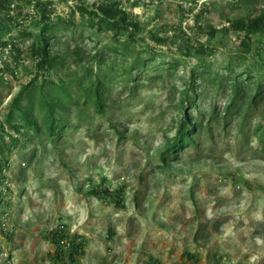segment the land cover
Returning <instances> with one entry per match:
<instances>
[{"label":"rangeland","instance_id":"374dc122","mask_svg":"<svg viewBox=\"0 0 264 264\" xmlns=\"http://www.w3.org/2000/svg\"><path fill=\"white\" fill-rule=\"evenodd\" d=\"M50 1L49 67L39 69L32 54L41 30L33 5L21 2L33 35L0 31L21 49L15 60L10 44L0 46L9 144L0 149L9 161L0 264H264V145L254 131L264 123V32L244 44L246 31L234 26L264 13V0ZM111 2L137 29L92 23L78 10ZM235 75L251 95L263 85L240 114L237 104L227 111ZM54 84L68 85L74 99L52 134L39 89L61 93ZM98 85L102 107L82 95ZM189 96L197 102L185 108ZM29 102L39 127L16 133L7 119L13 110L23 123ZM187 112L206 127L174 155ZM61 234L83 242L73 258Z\"/></svg>","mask_w":264,"mask_h":264},{"label":"trees","instance_id":"16d2710c","mask_svg":"<svg viewBox=\"0 0 264 264\" xmlns=\"http://www.w3.org/2000/svg\"><path fill=\"white\" fill-rule=\"evenodd\" d=\"M23 2L25 6L33 5L36 10V14L40 15V24H41V30L36 35V40L33 42L31 49L33 57L37 60V66L39 69H44L46 67H49L52 63V58L50 56L49 51V36L48 33L52 29L54 21L52 19V13L53 8L51 7V1L50 0H0V15L4 18H1L0 16V31L6 30V31H12L14 27H21V31L23 35H33V32H31L26 26L25 21L28 16L24 15L22 12L23 5L21 4ZM118 2H111L105 6L104 4H101L97 7H89L84 3L78 4V10H80L82 15H88L89 18L92 20V23H95V17L103 23L106 27L111 29L121 28L125 30H131L132 28L138 27V22H129L127 19V12L125 10H118L119 8ZM17 11L14 13L13 11ZM120 13V14H118ZM6 19V20H5ZM23 26V27H22ZM234 26L237 28L244 29L246 31L245 39L242 40V43L246 44L249 40V37L252 34L264 32V13L250 19V20H237L234 22ZM135 31H131L130 35L134 36ZM178 36V35H177ZM153 38L158 43H165L168 38L159 36L156 34H153ZM174 41V40H173ZM175 42V41H174ZM8 44H10V53L13 55V58L16 60L20 57L17 56V53H21L20 47L16 43H10L7 40L1 41L0 39V46L5 47ZM6 66H0V73L2 70L8 69L3 68ZM8 67V66H7ZM233 79V83L230 85V89L233 92L231 102L227 106V111L231 110L234 106L237 104V108L235 109V112L237 114L242 113L244 110V106L247 104V102H250V105L256 104L259 99L262 97L263 92V85L262 83L256 84V93L255 94H249V90H246L242 82L239 80L238 76L235 75ZM3 75L0 74V82H3ZM77 83H82V80L78 79ZM33 83H29L25 86V89L28 90L27 97L29 101L32 103L33 100H35V92L37 93V89L31 88ZM56 90H61V93L57 94H48L44 92L43 87L39 89V101L42 104L43 110L46 111V118H51V124L50 129L52 131V134H54L58 130V126L60 123V117L58 114V111L62 110L65 111L66 108L69 106V104L73 101V95L74 93L72 90L67 86H59L58 84H54ZM70 85V84H69ZM29 88V89H28ZM31 88V89H30ZM84 95L86 98H90L91 95L94 100L98 104L99 107H102V93L100 90V86H96L94 88H85L84 89ZM93 92V94H91ZM78 94V91H77ZM81 95V94H79ZM187 101V104H186ZM185 101L183 107L185 108H192L196 104V98L188 97V99ZM30 102L26 106L23 104L20 107V117L23 119L22 122H13L12 119L14 118L13 110L10 112V116L7 119V123L10 125V127L14 130L16 133H22V129L25 128H32L36 127L38 129V124L33 119V113L29 110ZM216 110V107H215ZM57 113V114H56ZM179 134L177 137V140L172 144L170 147V153L176 155V153H179L186 147H189L190 145L194 144V134L196 132L204 129L206 126L204 125L203 120H199L191 113H188L185 115V117L182 120V123L179 125ZM3 126L0 128V149L4 150V148L9 147V144L5 141L4 132H3ZM2 130V131H1ZM255 133L258 135L260 141L264 145V123H259L254 127ZM11 139H16L14 135H11ZM167 154H165L166 156ZM9 167V161L1 160L0 158V186L5 185L6 183V175L4 174V171ZM106 193H109V188H105L103 190ZM2 203V198L0 196V204ZM67 240V241H64ZM83 242H77V240L73 239L69 235L61 234V238L59 239V245L62 250L71 249L72 252L70 256L73 258L75 254H77L79 251H81Z\"/></svg>","mask_w":264,"mask_h":264},{"label":"built area","instance_id":"2783aa9c","mask_svg":"<svg viewBox=\"0 0 264 264\" xmlns=\"http://www.w3.org/2000/svg\"><path fill=\"white\" fill-rule=\"evenodd\" d=\"M64 241H67V240H64Z\"/></svg>","mask_w":264,"mask_h":264}]
</instances>
